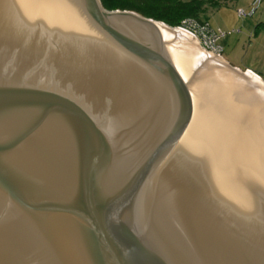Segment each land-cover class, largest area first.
<instances>
[{
    "label": "water",
    "instance_id": "obj_1",
    "mask_svg": "<svg viewBox=\"0 0 264 264\" xmlns=\"http://www.w3.org/2000/svg\"><path fill=\"white\" fill-rule=\"evenodd\" d=\"M0 264H264V83L99 0H0Z\"/></svg>",
    "mask_w": 264,
    "mask_h": 264
},
{
    "label": "rangeland",
    "instance_id": "obj_2",
    "mask_svg": "<svg viewBox=\"0 0 264 264\" xmlns=\"http://www.w3.org/2000/svg\"><path fill=\"white\" fill-rule=\"evenodd\" d=\"M253 1L236 0L209 14L207 22L212 29L224 33L219 40V45L223 48L221 58L229 64H236L240 70L244 66L256 68L264 83V32L254 31V17L259 14L264 0H259L256 13L251 16ZM237 11H244V15L238 16Z\"/></svg>",
    "mask_w": 264,
    "mask_h": 264
},
{
    "label": "trees",
    "instance_id": "obj_3",
    "mask_svg": "<svg viewBox=\"0 0 264 264\" xmlns=\"http://www.w3.org/2000/svg\"><path fill=\"white\" fill-rule=\"evenodd\" d=\"M107 11H132L144 18L180 27L184 20L208 25V15L236 0H99ZM209 26V25H208Z\"/></svg>",
    "mask_w": 264,
    "mask_h": 264
},
{
    "label": "built area",
    "instance_id": "obj_4",
    "mask_svg": "<svg viewBox=\"0 0 264 264\" xmlns=\"http://www.w3.org/2000/svg\"><path fill=\"white\" fill-rule=\"evenodd\" d=\"M258 3L259 0L253 1L250 8V14L254 12ZM237 15H244V11H237ZM177 28L186 31L187 33L195 37L205 51L221 57L222 48L219 45V40L224 36V33L220 30H214L208 25L200 26L192 20H184L182 25Z\"/></svg>",
    "mask_w": 264,
    "mask_h": 264
},
{
    "label": "crops",
    "instance_id": "obj_5",
    "mask_svg": "<svg viewBox=\"0 0 264 264\" xmlns=\"http://www.w3.org/2000/svg\"><path fill=\"white\" fill-rule=\"evenodd\" d=\"M256 9V8H255ZM257 10V9H256ZM256 10H254V12L252 13L251 16H253L255 13H256ZM256 19H254L256 21V25H255V28H254V31H258V30H261L262 32H264V3L262 5V8L259 12L258 15H255ZM209 25V24H208ZM211 28V27H210ZM215 30V29H214ZM264 35V33H263ZM222 53H223V48H222ZM229 64V63H228ZM231 67L233 68H236V69H240L236 64H229ZM256 68H250V66H244L243 67V70H248L250 71L251 73L257 75L260 79L262 78L260 76V72H258L257 70H255ZM242 70V71H243ZM262 80V79H261Z\"/></svg>",
    "mask_w": 264,
    "mask_h": 264
}]
</instances>
